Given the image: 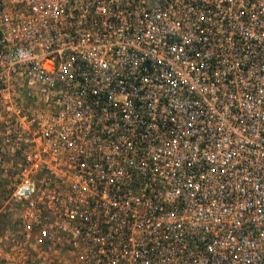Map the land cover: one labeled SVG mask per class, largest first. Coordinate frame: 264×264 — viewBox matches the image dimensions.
I'll return each instance as SVG.
<instances>
[{"label":"built area","instance_id":"1","mask_svg":"<svg viewBox=\"0 0 264 264\" xmlns=\"http://www.w3.org/2000/svg\"><path fill=\"white\" fill-rule=\"evenodd\" d=\"M3 156L46 264H264V0H0Z\"/></svg>","mask_w":264,"mask_h":264},{"label":"rangeland","instance_id":"2","mask_svg":"<svg viewBox=\"0 0 264 264\" xmlns=\"http://www.w3.org/2000/svg\"><path fill=\"white\" fill-rule=\"evenodd\" d=\"M15 162L4 156L0 160V264H46V256L33 252L34 242L20 229V208L12 198Z\"/></svg>","mask_w":264,"mask_h":264}]
</instances>
